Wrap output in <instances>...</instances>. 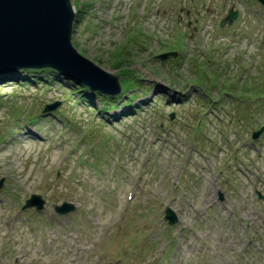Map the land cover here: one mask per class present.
Returning <instances> with one entry per match:
<instances>
[{"label":"rangeland","instance_id":"obj_1","mask_svg":"<svg viewBox=\"0 0 264 264\" xmlns=\"http://www.w3.org/2000/svg\"><path fill=\"white\" fill-rule=\"evenodd\" d=\"M69 1L73 46L141 80L105 119L58 72L0 73V264H264V4Z\"/></svg>","mask_w":264,"mask_h":264},{"label":"water","instance_id":"obj_2","mask_svg":"<svg viewBox=\"0 0 264 264\" xmlns=\"http://www.w3.org/2000/svg\"><path fill=\"white\" fill-rule=\"evenodd\" d=\"M264 4V0H260ZM74 8L69 0H0V73L19 68H52L55 71L89 87L91 91L115 96L121 90L118 75L107 72L82 55L71 41ZM237 12L230 9L221 20L231 23ZM176 52L157 55L164 60ZM59 102L46 104L43 113L54 110ZM173 114H171V118ZM264 126L252 133L256 139ZM2 180H0V186ZM45 200L40 194H31L23 208H44ZM54 210L66 214L75 209L73 203L55 204ZM164 219L169 224L178 217L170 207L165 208Z\"/></svg>","mask_w":264,"mask_h":264},{"label":"trees","instance_id":"obj_3","mask_svg":"<svg viewBox=\"0 0 264 264\" xmlns=\"http://www.w3.org/2000/svg\"><path fill=\"white\" fill-rule=\"evenodd\" d=\"M117 55H116V57H117ZM116 57H115V59H116L115 62L119 66V72L123 76H125L124 81H123L122 93L120 95H118V96H109V95H106V94H100L99 92H92L98 98H100V100L102 102V106H103L102 110L105 113L104 114L105 118L108 117L107 113H108V111H111V109H116V108H118L120 106H124V105H130L132 103V100H134L132 95H128L127 96L128 97L127 101L126 100L124 101V97L128 94L127 93L128 90L136 89L139 86L137 84L138 80H141L139 75L136 74L134 70H131V68L128 66V64L131 63L130 58L127 59V63H124L120 59L127 58L126 56H122L119 59H117ZM26 71L31 72V73H37L39 75L44 76L43 80H53L54 79L53 76L58 74L57 71L53 70L52 68H44V69H40V70L28 69ZM63 76L65 77V80L67 82H72L73 81V83L77 87L75 92H77L79 94V97H81V98L86 97L87 101L91 103V101H92L91 97L92 96H90L89 94L85 93V91L90 90L88 86L82 85V84L78 83L76 80H74L72 78H69V77H67L65 75H63ZM36 78H37V76H36ZM122 99H123V101H122ZM85 103H87V102L85 101ZM89 105L91 106V104H89ZM134 110H135V107L131 105V107H128V109H123L122 115H127V113L128 114H132Z\"/></svg>","mask_w":264,"mask_h":264}]
</instances>
